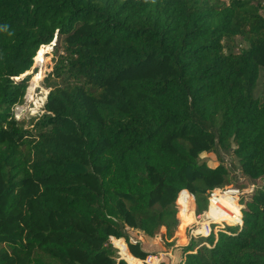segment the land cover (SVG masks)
I'll return each mask as SVG.
<instances>
[{"label":"trees","instance_id":"obj_1","mask_svg":"<svg viewBox=\"0 0 264 264\" xmlns=\"http://www.w3.org/2000/svg\"><path fill=\"white\" fill-rule=\"evenodd\" d=\"M51 44L42 113L17 120ZM263 72L264 0H0V264H130L114 240L264 264ZM222 154L262 185L241 225L174 248L178 200L244 189Z\"/></svg>","mask_w":264,"mask_h":264},{"label":"rangeland","instance_id":"obj_2","mask_svg":"<svg viewBox=\"0 0 264 264\" xmlns=\"http://www.w3.org/2000/svg\"><path fill=\"white\" fill-rule=\"evenodd\" d=\"M222 1H226V0H222ZM238 45L239 47L241 46L240 43H238ZM53 47L54 45L43 48L42 51L38 54L37 58L35 59L34 70H36V73L33 74L34 72H30L28 74L30 76L33 74V76L31 78L30 87L27 91L25 104L22 107H18L15 110L17 120H23V119L29 120L30 118L37 117L39 114L42 113L43 107L46 102L45 100L47 99V93H48V89L45 85V81H46L45 79H46L47 74H49L52 71V66L54 63L52 60V55H51ZM256 97L264 100V72L262 74V78L260 79L259 86L256 90ZM222 158L225 161V165L229 169L235 171V173L238 176L239 181L244 185V189L240 190L244 194L243 196L238 197L237 201H234L230 199L229 197L227 198L224 197L223 192L225 189H218V190H222V192H218V193L220 197L225 199V201L223 200L221 207L219 206L218 208L219 210H216L217 212H216V216L214 219L217 221H226L228 223H233V221H231L232 212H237V214L241 217L242 206L240 204L242 203V201L246 200L249 197V195L254 191L256 187L262 185L263 182L262 181L254 182V181L249 180L247 177H245L242 174L241 169L234 157L229 156L227 154H222ZM204 161L214 162L216 161V158L214 155H210L207 158H205ZM229 188H233V187H229ZM178 209H179V214H178L179 226L176 232V245L174 248L178 247L177 241L179 238L185 239L186 242L189 243L187 240V237L189 236L190 228L196 225L195 220L198 221V217L204 215V213L200 215L197 214L194 199H193L192 206L187 208V210L186 209L184 210V207L182 204H180V200H179ZM229 209H231L230 210L231 212L229 211ZM183 213H185L184 216L182 215ZM163 233L164 231H162L158 235L156 239L157 242L161 241V235ZM133 238L134 239L138 238L140 240L142 239L141 237L134 236V235H133ZM120 241L121 242H116V241L112 242V244L114 243L113 247H115L118 251L119 257L121 259H124L123 257H126L127 259H129L130 264H136L137 263L136 260H134L133 258L127 255V253L129 254V252L128 251L127 253L125 252V246L122 244V240ZM117 247L120 250H118ZM162 254H166V253H162Z\"/></svg>","mask_w":264,"mask_h":264},{"label":"built area","instance_id":"obj_3","mask_svg":"<svg viewBox=\"0 0 264 264\" xmlns=\"http://www.w3.org/2000/svg\"><path fill=\"white\" fill-rule=\"evenodd\" d=\"M218 192H222V190L217 189L210 195L209 207L207 210L208 212H205L203 216L198 217V221L195 220L196 225L194 227L190 228L189 236L187 237L188 242H191L192 240L207 239L210 236V234L212 233V226L213 225H220L221 226L224 224H228V222H226V221H217V220L213 219V217L211 216L212 211L218 207V205H219L218 202L222 198L219 196ZM243 194L244 193L242 191H240L238 189H234V188H229V187L225 188V190L223 192V195L226 198L229 196L241 197V196H243ZM193 199H194V197H193ZM236 218L237 219H235L233 221V224L241 225L242 224V218L241 217H236ZM115 241L116 240H114L113 242H115ZM122 243L124 244V246L126 247V250L128 251V248H127L125 242L122 241ZM118 250H120V249H118ZM164 257H165V254H162V253L157 254V255H151L145 261H142V263L143 264H161ZM123 260H125V259H123Z\"/></svg>","mask_w":264,"mask_h":264},{"label":"crops","instance_id":"obj_4","mask_svg":"<svg viewBox=\"0 0 264 264\" xmlns=\"http://www.w3.org/2000/svg\"><path fill=\"white\" fill-rule=\"evenodd\" d=\"M177 243H178V247L179 246H186L188 243L186 242V240L185 239H182V238H179L178 239V241H177ZM187 243V244H186ZM129 252V251H128ZM129 255L134 259V260H136V264H141V262H142V260H139V259H135L130 253H129ZM166 256L165 257H167V258H169L170 259V264H179L180 262H181V259H182V257H181V255H178V256H176L175 254H174V252H173V250H171L170 252H168V253H166L165 254ZM129 264V263H128Z\"/></svg>","mask_w":264,"mask_h":264},{"label":"bare ground","instance_id":"obj_5","mask_svg":"<svg viewBox=\"0 0 264 264\" xmlns=\"http://www.w3.org/2000/svg\"><path fill=\"white\" fill-rule=\"evenodd\" d=\"M29 92H31V91H29ZM46 101V100H45ZM223 200L225 201V199L224 198H221L220 200H219V205H218V207L215 209V210H213L212 211V213H211V216L213 217V219L215 218V216H216V210H219L218 208H219V206L221 207V205H222V203H223Z\"/></svg>","mask_w":264,"mask_h":264},{"label":"water","instance_id":"obj_6","mask_svg":"<svg viewBox=\"0 0 264 264\" xmlns=\"http://www.w3.org/2000/svg\"><path fill=\"white\" fill-rule=\"evenodd\" d=\"M230 199L234 200V201H237L238 200V197L236 196H229Z\"/></svg>","mask_w":264,"mask_h":264},{"label":"clouds","instance_id":"obj_7","mask_svg":"<svg viewBox=\"0 0 264 264\" xmlns=\"http://www.w3.org/2000/svg\"><path fill=\"white\" fill-rule=\"evenodd\" d=\"M51 45H53V44H51ZM51 45H49V46H51Z\"/></svg>","mask_w":264,"mask_h":264}]
</instances>
